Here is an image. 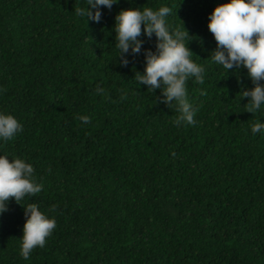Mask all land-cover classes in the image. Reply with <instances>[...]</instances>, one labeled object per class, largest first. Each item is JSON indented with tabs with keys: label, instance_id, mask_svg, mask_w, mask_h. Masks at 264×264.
Segmentation results:
<instances>
[{
	"label": "trees",
	"instance_id": "1",
	"mask_svg": "<svg viewBox=\"0 0 264 264\" xmlns=\"http://www.w3.org/2000/svg\"><path fill=\"white\" fill-rule=\"evenodd\" d=\"M219 2L118 0L85 23L74 9L86 0H0V110L23 126L0 154L30 162L42 185L0 212V264H264V131L250 130L264 106L239 98L251 87L243 66L226 75L207 56ZM164 3L205 67L203 83L185 85L192 124L133 78L154 35L128 64L115 55L116 12ZM29 203L56 227L25 259Z\"/></svg>",
	"mask_w": 264,
	"mask_h": 264
},
{
	"label": "clouds",
	"instance_id": "2",
	"mask_svg": "<svg viewBox=\"0 0 264 264\" xmlns=\"http://www.w3.org/2000/svg\"><path fill=\"white\" fill-rule=\"evenodd\" d=\"M118 0H86L83 8L75 13L84 21L99 22L101 6L111 8ZM177 3V0H176ZM175 14V7L168 3L157 7H124L114 15V47L119 63L128 64L129 56L139 54L144 41L141 34L155 36L154 49L143 48V71H133L135 81L146 85L153 92L160 90L159 99L168 107L176 103L179 115L175 123H194L196 108L186 99V81L194 78L203 83L205 67L192 58L187 42L192 35L183 26L174 27L167 17ZM207 28L215 40L209 51L211 63L223 68L226 75L236 72L241 66L246 69L251 87H240L239 98L247 97L249 112L264 106V0H221L207 16ZM97 92H102L97 87ZM205 92L202 89L201 95ZM79 119L88 123L90 117ZM22 124L10 112L0 110V141L11 140ZM252 133L264 131V119H256L251 125ZM0 154V212L7 209L9 198L20 203L30 194L41 191L42 185L34 176L30 162L20 157ZM21 204V203H20ZM19 252L27 259L33 248L43 247L45 238L56 227L55 218L46 215L37 204L23 205Z\"/></svg>",
	"mask_w": 264,
	"mask_h": 264
}]
</instances>
